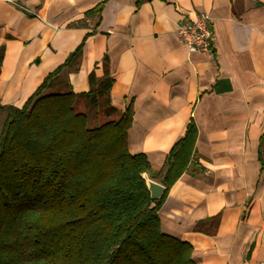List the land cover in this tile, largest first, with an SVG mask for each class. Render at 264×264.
I'll return each instance as SVG.
<instances>
[{"label":"crops","instance_id":"obj_1","mask_svg":"<svg viewBox=\"0 0 264 264\" xmlns=\"http://www.w3.org/2000/svg\"><path fill=\"white\" fill-rule=\"evenodd\" d=\"M201 12L212 55L178 35L182 16ZM87 34L71 89L89 91L108 56L111 103L133 109L131 153L163 174L188 122L198 127L193 163L159 209L162 230L192 245L195 264L264 262V0H0V103L21 107Z\"/></svg>","mask_w":264,"mask_h":264},{"label":"trees","instance_id":"obj_2","mask_svg":"<svg viewBox=\"0 0 264 264\" xmlns=\"http://www.w3.org/2000/svg\"><path fill=\"white\" fill-rule=\"evenodd\" d=\"M88 35L22 107L0 103L8 112L0 135V264H195L192 245L162 230L159 209L193 163L198 127L188 122L163 174L144 153H131L133 109L111 103L108 56L101 76L90 72L89 91L71 89L68 72L78 70ZM1 59L2 52L0 67ZM80 101L109 119L91 126ZM144 173L162 175L159 199Z\"/></svg>","mask_w":264,"mask_h":264},{"label":"built area","instance_id":"obj_3","mask_svg":"<svg viewBox=\"0 0 264 264\" xmlns=\"http://www.w3.org/2000/svg\"><path fill=\"white\" fill-rule=\"evenodd\" d=\"M177 31L180 40L191 52L208 55L214 53L215 33L212 18L208 12H201L195 17L182 16ZM261 264H264V262Z\"/></svg>","mask_w":264,"mask_h":264},{"label":"rangeland","instance_id":"obj_4","mask_svg":"<svg viewBox=\"0 0 264 264\" xmlns=\"http://www.w3.org/2000/svg\"><path fill=\"white\" fill-rule=\"evenodd\" d=\"M77 108L80 111H85L88 113L89 123L91 126L103 123L104 121L109 119V117H107L104 114L103 110L100 109V107L99 108H95V107L87 108L86 105L84 104V102L80 101L77 103ZM7 114H8V112L5 109L0 108V135H1V131H2L4 122L7 118ZM115 117H117V116H115Z\"/></svg>","mask_w":264,"mask_h":264},{"label":"water","instance_id":"obj_5","mask_svg":"<svg viewBox=\"0 0 264 264\" xmlns=\"http://www.w3.org/2000/svg\"><path fill=\"white\" fill-rule=\"evenodd\" d=\"M143 177L145 178L147 187L150 191L151 198L159 199L165 191V185L151 178L148 173H144Z\"/></svg>","mask_w":264,"mask_h":264}]
</instances>
